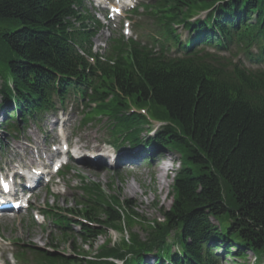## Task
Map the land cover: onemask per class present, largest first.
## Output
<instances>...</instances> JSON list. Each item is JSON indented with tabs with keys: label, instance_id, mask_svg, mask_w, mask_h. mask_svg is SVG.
<instances>
[{
	"label": "trees",
	"instance_id": "16d2710c",
	"mask_svg": "<svg viewBox=\"0 0 264 264\" xmlns=\"http://www.w3.org/2000/svg\"><path fill=\"white\" fill-rule=\"evenodd\" d=\"M146 13L157 26L159 51L115 40L106 60L92 66L80 52L92 56L98 23L83 0H0V21L16 28L0 33L5 133L52 111L70 92L91 90L92 116L108 118L116 143L182 155L163 223H145L128 202L86 183L69 215L49 212L62 230L52 250H29L36 264H150V255L152 264L230 257L249 264L247 252L264 264V69L239 58L264 67V0H157ZM152 121L160 123L154 132ZM137 224L145 239L131 231ZM126 227L129 240L106 243L94 259L75 246L70 255L59 251V243L78 238L93 249ZM212 246L224 255L202 252Z\"/></svg>",
	"mask_w": 264,
	"mask_h": 264
},
{
	"label": "rangeland",
	"instance_id": "374dc122",
	"mask_svg": "<svg viewBox=\"0 0 264 264\" xmlns=\"http://www.w3.org/2000/svg\"><path fill=\"white\" fill-rule=\"evenodd\" d=\"M15 29L16 28L12 23L0 21V33L13 32ZM94 40V44H100V40L97 38ZM0 68H2L1 65ZM84 117L85 116L81 113V110L77 109L66 115H59V118H62L63 120H71V123L66 124L64 130L65 136H69L73 143H76L79 138L85 141L84 144H88L90 138L98 142L106 140V131L96 122H93L85 128L81 127V122L84 120ZM90 117L92 116L89 115V118ZM45 121L46 123L44 124V127L46 131L51 132L53 119L50 118V120H48L46 117ZM102 121L103 123H106L103 118ZM27 127L29 129L24 132L25 135L20 137L18 142L14 139H10V137L7 134H4L3 130L0 129V140L4 145V149H2V151L0 150V161L4 165L5 170H16L18 164L16 165L15 162L29 157L21 150H15L17 147L27 149L29 145L26 141L27 138H30L32 141L37 140L40 143L45 141V135L39 134L36 127L31 124ZM60 129L61 127L58 128V134H60ZM1 141L0 145L2 148ZM49 141L50 140L48 139V142ZM98 142L92 144V146L97 147ZM123 150L128 151V148H123ZM139 151L140 150H137L136 152ZM17 152L20 153L21 158L17 157ZM82 154L86 155L87 153ZM161 154L162 156L166 155L164 156V162L168 165V168L166 167L167 171L165 172V176L163 175L165 177L164 187H162L160 181L157 179V170H159L160 165L158 164L159 162L153 165L152 163L147 165L146 163L139 162L130 168L123 166L117 169L110 166V161L108 160H104V166L102 167L88 164V162H93L88 159H86L85 164H82L80 160H75L72 164V170L68 173V176L63 179L62 185L60 187L53 186L48 192L37 190L34 192L32 205L34 209H44L47 204L48 206H51L54 211L74 210L77 203H80L83 199L81 192L83 185L86 183L97 184L100 185L110 196L118 197L121 202H128L131 206V210L140 215L145 223H153L155 220L161 222L164 220L162 210H170L173 205V183L175 175L181 167L180 160L182 158L181 153L176 150H164ZM59 182L60 181L57 183ZM58 191L59 193L57 197L53 195ZM6 221L9 222L6 223ZM31 222L32 221H30L28 216L20 214L10 217L8 220H5L0 224V236L3 238L1 249L2 252H4L5 262L9 259L13 264H16L11 256L12 253L15 254L17 251L16 242L24 246L33 245L41 249H52V239L55 237H61L60 232L54 230L50 222L45 221L43 225ZM71 229L79 231V228L73 224ZM131 231L137 233L141 239H145L146 234L142 225H135ZM129 235L130 231L128 227H126L124 233H108L107 236L99 238L93 249L88 246L82 247V242L78 238V240H74V242L72 241L73 246L72 244L68 246L59 243V251L70 255L73 253L72 248L75 246L78 251L81 250L80 252L87 256L86 258L94 259L100 248L104 247L106 243H110L111 246H122V241L124 239L129 240ZM174 249L177 250L178 247L175 246ZM246 255L248 261L252 262V254L247 252ZM152 258V256H149L148 260L152 261ZM230 258L231 259H227L226 261L221 260L218 264L238 263V259Z\"/></svg>",
	"mask_w": 264,
	"mask_h": 264
},
{
	"label": "bare ground",
	"instance_id": "6f19581e",
	"mask_svg": "<svg viewBox=\"0 0 264 264\" xmlns=\"http://www.w3.org/2000/svg\"><path fill=\"white\" fill-rule=\"evenodd\" d=\"M51 129H52V133H53L55 131V129H56V125L55 126H52ZM45 140H48V139H45ZM59 141H60V138L58 136H56V135L53 134L52 137H51V142L58 143ZM69 141H70V137H67L66 142H67L68 145L70 144ZM96 142H97L96 140L90 138L89 144L84 145V146H81V147H79V149L82 150L83 148H90L91 144H94ZM134 148H136V147H134ZM15 150H21L27 156L30 155L28 148L27 149H23L21 147L20 148L18 147ZM45 151H46L45 148H43L41 150L39 149L37 151L38 157L42 156V152H45ZM47 153H48V151H47ZM17 156H20V153L19 152H17ZM164 156H166V155H164ZM164 156H162V154H160V153H154L153 151H151L150 154L145 155L144 158H143V163H146L147 165H150L151 163L153 165V164H156V163L159 162L158 164H160V165H159V170H157L158 171V177H157V179L160 181V184L162 185V187H164V184H165V182H164L165 181V177L164 176H165V172L167 171V168H168L167 167L168 165H166L165 162H164L165 161V157ZM83 159L86 160V158H83ZM83 159H81V162L83 161ZM41 160H43V159H41ZM45 163H47V161ZM105 163H106V161H105ZM88 164H90L92 166H96V165L103 166L104 165V160L103 159H100V158H97L93 162H88ZM173 235L174 234H172L171 236H173ZM172 242H173V239L170 240V243H172ZM175 246H177V245H173L172 246L171 253L172 254H176L175 255V257H176V256H178L180 254V252H178V250L174 249ZM216 248H218V247L217 246L216 247H213V246L212 247H208V248L204 249L202 252H209V253L215 255V253H217L219 251ZM214 249H216V251ZM217 255L218 256H223L224 253L222 251H219L217 253Z\"/></svg>",
	"mask_w": 264,
	"mask_h": 264
}]
</instances>
